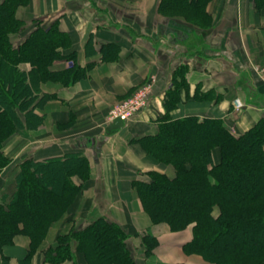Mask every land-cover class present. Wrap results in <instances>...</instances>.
<instances>
[{
  "label": "crops",
  "instance_id": "crops-1",
  "mask_svg": "<svg viewBox=\"0 0 264 264\" xmlns=\"http://www.w3.org/2000/svg\"><path fill=\"white\" fill-rule=\"evenodd\" d=\"M160 1L29 0L17 8L16 16L26 30L12 35L14 44L23 43L37 21L44 27L58 22L71 37L70 47L59 50L75 52L78 64L89 67L85 76L68 85L39 82L38 100L28 114L20 113L22 125L3 145L11 163L0 174V202H8L15 193L21 164L27 159L81 155L91 169L87 180L74 176L73 181L82 186L80 194L52 223L30 264H54L46 261L45 253L57 246L58 237L83 230L100 217L137 233L152 225L134 182L148 179L149 171L174 175L173 167L160 163L142 140L159 132V118L167 113L173 89L178 97L170 110L174 119L220 118L240 135L264 117V82L253 70L264 64V7L259 8L255 0H210L201 8L211 18L205 27L196 16L163 15ZM68 66L66 59H59L52 69ZM23 69L31 71L29 65ZM151 81L153 100L148 108L110 131L107 116L113 106ZM42 97L47 100L38 104ZM236 98L245 104L241 111L234 106ZM151 228L161 241L155 255L158 264H176L178 260L169 255L172 242L162 239H173L175 234L160 225ZM183 242L174 245L182 247ZM30 249V236L18 234L12 244L0 249V264H22ZM179 259L196 264L186 255ZM81 264H87L85 259Z\"/></svg>",
  "mask_w": 264,
  "mask_h": 264
},
{
  "label": "trees",
  "instance_id": "trees-1",
  "mask_svg": "<svg viewBox=\"0 0 264 264\" xmlns=\"http://www.w3.org/2000/svg\"><path fill=\"white\" fill-rule=\"evenodd\" d=\"M205 1L161 0L160 10L193 7L201 12ZM255 1L259 8L264 7V0ZM28 2L0 0V172L11 162L2 151L3 142L22 125L20 112H30L40 92L38 83L56 80L70 84L89 69L76 61L61 71L52 69L58 59H76L75 52L59 50L70 47L71 37L58 22L44 27L37 21L23 43L13 44L12 34L25 27L16 16L17 8ZM21 61L31 62L34 70L24 71ZM30 77L33 82L28 81ZM176 95L174 89L169 92L159 132L142 139L149 153L164 162L172 161L177 171L174 178L149 171L148 179L135 180L145 209L153 220H164L174 230L196 222L195 250L208 246L214 257L230 254L225 264H254L232 253L240 249L247 256L264 257V119L240 135L230 131L222 119L194 115L174 119L170 110L177 105ZM74 175L89 179L87 158L71 154L22 162L17 191L8 202H0V249L12 244L16 235L27 234L31 249L22 264H30L52 223L81 191ZM215 205L220 207L219 216L213 214ZM124 235L127 233L119 224L100 217L83 230L60 235L57 246L46 251V261L58 264L74 258L70 239L81 236L79 249L89 264H138ZM238 235L242 237L234 242Z\"/></svg>",
  "mask_w": 264,
  "mask_h": 264
},
{
  "label": "rangeland",
  "instance_id": "rangeland-1",
  "mask_svg": "<svg viewBox=\"0 0 264 264\" xmlns=\"http://www.w3.org/2000/svg\"><path fill=\"white\" fill-rule=\"evenodd\" d=\"M209 1L210 0H206L205 2L208 3ZM192 8L191 7H185V8L182 7L181 9H178L179 11H177V12L175 10L168 11L166 13L165 12L163 13L161 10L160 11H161V13L163 15H165V14L168 13L172 17H175L176 15H181L182 13L185 15V17H187L189 19L196 16V18H201L200 21H202L201 23L204 24L205 27L208 26V25H210L211 18L209 17V15H206V14L204 15L203 12H200L199 13L197 10H195L194 8L192 9ZM198 13H199V15L197 16ZM24 30H26L25 27L20 32H16V33H22ZM14 34L15 33H13L12 35H14ZM20 44L17 43V44H14V45L15 46H19ZM62 60H64V59H62ZM66 61L71 66V65H73V62L74 61L77 62V59L73 60V58H70V59H67ZM24 65H29L30 70H34L33 69L34 66H33V64L31 62L21 61L20 64H19V66L22 69H23V66ZM23 70H25V69H23ZM253 70H254V73L264 82V64L263 65L262 64L261 65L259 64V65L254 66V69ZM180 72H182V71H180ZM30 82H33L31 77H30ZM62 84L68 85V84H65L63 82H62ZM153 85L154 84L152 83V81L151 82H145V83L141 84L140 86H138L131 93V95H128L123 100H120V102H118L117 104H115L113 106V108L110 110V112H109V114L107 116L108 121L111 122V123L114 121V120H111V113H112V110L116 106H118L121 103H124V102L128 101L129 99L133 98L134 96H136L138 93H140L142 91L147 92L148 101H149V104H150L152 102V100H153ZM34 100L36 101V100H38V98H35ZM46 100H47V97H42L40 99V101H37V102H38V104H40V103L42 104V102H44ZM149 104H148V106H149ZM244 105H245L244 102L240 98H236L234 100V106H235V108H236L237 111H241L243 109ZM148 106L145 107L140 113H137L134 116H132L131 118H129L128 119V122H130L131 120H133L134 118H136L137 116H139L143 111H145L148 108ZM205 118H212V117H205ZM217 119H220V118H217ZM263 119H264V117H262L260 121H263ZM25 121H26L27 124H30L31 125V121H30L29 118L26 117V120ZM35 123H36V121L32 122V124H35ZM256 124H258V122ZM159 127H160V124H159ZM230 131H232V130L230 129ZM235 135H237V134H235ZM7 138H5V140L3 142V145H4V143H5V141H6ZM2 151H3V146H2ZM151 155H153V154H151ZM66 156L63 155L62 157H66ZM154 157L160 163H163V164H165L167 166H172L173 167L174 175L170 176L167 173H164V172H162V173L167 174L171 178H174L176 176V172H177L176 171V167H175V164L172 161L164 162L163 160L159 159L158 157H156V156H154ZM85 158H87V157H85ZM47 160H49V159H47ZM43 161H45V160H43ZM8 165H6L1 170L0 174L2 173V171ZM191 165L194 166L193 164H191ZM196 165H197V162H196ZM90 171H91V169H90ZM158 172H161V171H158ZM62 175H63L62 177L64 179L65 178V173L62 174ZM146 175H147V173H146ZM74 176H78V175H74ZM74 176H73V178H74ZM148 178H149V176H148ZM16 191H17V187H16ZM79 194L80 193H78V195ZM78 195L73 200V202L68 206L67 210L69 208H71V206L74 205L76 199L78 198ZM139 195H140V193H139ZM141 202H142V205H143V208H144L145 212L148 213V215L150 216L151 222H152V225L149 226V227H147V229H144L142 233L141 232L140 233H137V232H135V230L133 228L124 227L123 225H121L117 221H114L112 219H109L112 222H115V223L119 224L126 231L127 235H124L125 236L126 245L129 248V250L132 252V255L135 257V260H136V262L138 264H158V260L155 259L156 258L155 255L157 254V252H159L158 250H159V247L161 245V241H160L159 237L157 235H155V233L152 231V228L151 227H153L154 225H160L161 228L162 227H167L170 233L172 232V233L175 234V235H173V239H170L169 236H166V237L164 236L165 238L162 237V239L163 240H166L167 239L166 242L170 241L169 244H171V242H172L173 249H172V251H171V253L169 255L173 256V258H175V260H178L176 264H186L184 262L183 263L179 262V260H180L179 259V256H181V255H184V256L186 255L187 258L189 257V259H191V261L193 263L195 262L196 264H225L226 263V260H227V258H228V256L230 254H228V255H221V256L217 255V256L214 257V256H212L211 252L209 251L208 246H206L205 248H199L197 250H195V248H192L193 242L195 240V230H196V227H197L196 226V224H197L196 222H192V223L188 224L187 226H185L182 229L174 230V229H172L171 225L168 222L164 221V220H161V221H159V220L158 221L153 220L152 217H151V215L149 214V212L145 209V206H144V203H143L142 199H141ZM67 210H66V212H67ZM212 211H213V214L215 216H219V214L221 212L219 205H215L213 207V210ZM93 222H91L90 224H92ZM131 231H134V232H131ZM239 236L240 235H238V237H235L233 239V241L234 242L239 241L240 240V237H242V235L240 237ZM187 238H188V240L185 241ZM82 240H83V237H81V236L71 237V239H70V251L73 253L74 258L67 259L65 261H69L70 260V261L73 262V264H81L82 259L83 260L85 259L86 263L89 264V262L87 261V258H86V254L79 249V245L82 242ZM182 240L184 241L183 242L184 244L182 245V247L179 244L178 245H174V241L181 242ZM74 243L76 244V246L74 245ZM163 253H166V251H163ZM232 254H236V255H233V256H237L238 255L241 258V261H243L245 263L246 262H252L254 264H264V257H250V256H247V254L244 251L240 250V249L235 250ZM197 260H200V263H198ZM64 262H61V263H64ZM58 264H60V263H58Z\"/></svg>",
  "mask_w": 264,
  "mask_h": 264
},
{
  "label": "built area",
  "instance_id": "built-area-1",
  "mask_svg": "<svg viewBox=\"0 0 264 264\" xmlns=\"http://www.w3.org/2000/svg\"><path fill=\"white\" fill-rule=\"evenodd\" d=\"M148 104L147 92L142 91L128 101L116 106L112 110L111 120L121 118L124 122H127L129 118L140 113Z\"/></svg>",
  "mask_w": 264,
  "mask_h": 264
},
{
  "label": "water",
  "instance_id": "water-1",
  "mask_svg": "<svg viewBox=\"0 0 264 264\" xmlns=\"http://www.w3.org/2000/svg\"><path fill=\"white\" fill-rule=\"evenodd\" d=\"M124 126V121L121 118H116L114 121L110 124V131H114L117 129H120Z\"/></svg>",
  "mask_w": 264,
  "mask_h": 264
}]
</instances>
